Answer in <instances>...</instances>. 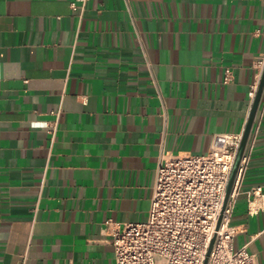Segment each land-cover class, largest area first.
Returning <instances> with one entry per match:
<instances>
[{
	"label": "crops",
	"instance_id": "0c3cea01",
	"mask_svg": "<svg viewBox=\"0 0 264 264\" xmlns=\"http://www.w3.org/2000/svg\"><path fill=\"white\" fill-rule=\"evenodd\" d=\"M263 62L264 0H0V264H115L105 222L147 221L162 154L244 133ZM259 109L232 224L264 264Z\"/></svg>",
	"mask_w": 264,
	"mask_h": 264
},
{
	"label": "built area",
	"instance_id": "2783aa9c",
	"mask_svg": "<svg viewBox=\"0 0 264 264\" xmlns=\"http://www.w3.org/2000/svg\"><path fill=\"white\" fill-rule=\"evenodd\" d=\"M71 8L79 10L75 2L71 3ZM261 67L264 68V62ZM227 73L226 82L230 81V72ZM259 81L249 92L251 108ZM259 114L260 111L251 136H256L260 129L262 116ZM251 136L225 208L226 189L243 133L228 136L223 148L212 146L206 155L162 154L147 221L105 222L104 230L111 235L115 264H258L256 256L245 248L234 250L239 230L232 224L255 141L254 137L250 146ZM246 195L249 213L254 215L256 205L251 206L258 198L264 202L263 188H251Z\"/></svg>",
	"mask_w": 264,
	"mask_h": 264
},
{
	"label": "water",
	"instance_id": "95a60500",
	"mask_svg": "<svg viewBox=\"0 0 264 264\" xmlns=\"http://www.w3.org/2000/svg\"><path fill=\"white\" fill-rule=\"evenodd\" d=\"M263 93H264V69H263L261 79L259 82L256 98H255L253 106L251 108V112H250V115L248 118V122H247L246 128H245L244 133H243V137H242L241 145H240L237 157H236V161H235V164H234V167H233V170H232V173H231L228 185H227L226 196H225V201H224V208L228 202L229 196L231 194L232 188H233L234 183H235V179H236V176L238 173V169H239L242 157L246 151V148H247L250 136H251V132H252V129H253V126H254V123H255L259 108H260V103L262 100ZM213 242H214V240H213ZM213 242L211 244L210 250L212 248Z\"/></svg>",
	"mask_w": 264,
	"mask_h": 264
}]
</instances>
